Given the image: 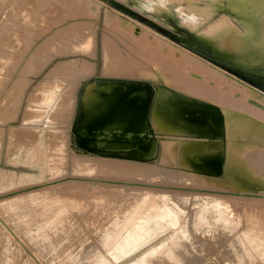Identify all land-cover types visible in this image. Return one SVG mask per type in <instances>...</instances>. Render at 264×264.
I'll return each instance as SVG.
<instances>
[{"label": "rangeland", "instance_id": "1", "mask_svg": "<svg viewBox=\"0 0 264 264\" xmlns=\"http://www.w3.org/2000/svg\"><path fill=\"white\" fill-rule=\"evenodd\" d=\"M31 1L3 0L0 4V223L8 224L22 240L21 243L0 224V264H131L133 261L137 264H264V203L233 200L227 206L221 203L213 209L210 204H195L189 199L181 209L155 192L144 196L129 190H123L125 194L116 190L113 193L107 185L113 181L112 184L118 185L127 179L105 176L97 166L98 159L107 162L111 158L87 155L79 146L83 98L88 86L130 82L117 80L106 72L107 44L112 43L124 57L132 51L130 41L121 36L127 31L121 32L116 23L108 26L109 10L166 37L196 60L220 65L264 92V80L239 71L226 55L200 38V33L223 15L244 31L247 27L243 10H248L249 15L254 11L263 18L264 0H238L234 5L229 0L191 1L196 9L209 8L207 4L214 9V14L203 17L197 26L188 21L185 9L191 3L189 0H173L174 7L182 9V16L176 19L174 14L167 16L162 11L164 20L156 18L149 9V0H97L101 5L96 16L74 9L65 0H33V5ZM57 8L67 9L69 15L63 23L51 25V12ZM181 20L186 24L182 25ZM75 23L95 30L91 54L76 50L74 36L64 32ZM254 23L248 20L251 28L256 26ZM48 45L52 48L46 49ZM143 47L139 45L142 52ZM147 54V58L152 57ZM133 56L144 63L142 56ZM75 61L87 62L90 69L72 66ZM35 65L37 69L33 70ZM157 76L165 82L163 72L161 75L157 72ZM139 80L151 87L156 81L152 77ZM21 84L22 88H18ZM46 84H51V88H42ZM174 96L177 100L182 98L177 92ZM64 99L67 102L61 109ZM26 113L33 117H27ZM13 128L22 132L20 138H12L15 142L9 133ZM30 132L36 134L35 138H29ZM154 135L157 138V133ZM105 164L101 167L108 169L112 165ZM223 174L219 177L225 180ZM241 180V189L256 188L248 180ZM147 181L154 183L151 178ZM43 186L47 187L38 190ZM231 187L227 184L225 188ZM17 193L20 196H15ZM47 194L54 195L56 200L48 199ZM147 199L153 204L165 203L180 217V229L172 235L171 230L158 233L152 244L122 261H115L112 252L125 234L133 213L146 207ZM164 243L163 248L157 249Z\"/></svg>", "mask_w": 264, "mask_h": 264}, {"label": "bare ground", "instance_id": "2", "mask_svg": "<svg viewBox=\"0 0 264 264\" xmlns=\"http://www.w3.org/2000/svg\"><path fill=\"white\" fill-rule=\"evenodd\" d=\"M2 1L0 0V4ZM149 1L151 2L149 9L156 18L163 19L161 13L164 12L167 16L174 14L176 19L182 16V9L175 8L173 0ZM191 1L194 0L188 2ZM237 1L229 0V3L234 5ZM65 2L88 16L89 13L96 16L101 5L97 0H65ZM29 3L33 5V0ZM195 6L191 2L187 10L185 9L188 21L195 26L203 17H211L214 14V9L208 4L206 6L209 8L203 9H196ZM248 12L246 9L243 10L247 27L244 31L239 29L229 17L223 15L210 23L200 33V38L211 43L217 52L226 55L239 67V71L264 80V17L260 18L254 11H251L252 15ZM51 13V25L63 23L67 20L65 17L69 15L65 8H57ZM252 19L256 26L251 28L248 20L253 22ZM106 22L108 26L116 23L121 32L127 31L126 35L121 34V36L130 41V50H132L130 55L124 57L112 43L107 44L105 51L109 57V66L106 72L117 80L128 79L130 82L114 81L88 86L83 98L84 112L79 126V146L87 155H106V158H111L107 162L98 159L100 162L98 161L97 166L105 176L127 179L126 182L120 180L122 183L119 182L118 185L112 184L113 181L107 185L108 188L118 192L126 190L141 192L142 196L155 192L165 197L171 205L181 209L189 199L195 204H210L213 209L218 208L221 203L227 206L233 200L235 202L251 200L262 205L264 203V92L225 71L220 65L207 64L196 60L195 57L194 59L187 54L188 52L179 50L171 40L123 14L109 10ZM180 23L184 25L186 21L181 20ZM78 24L65 27L64 32L74 36L76 45L73 46L76 50L92 53L95 30ZM162 31L167 33L166 29ZM139 45L144 46V52L140 50ZM51 48L48 45L46 49ZM146 53L149 57L152 55L156 61L150 59L152 57L147 58ZM133 55L142 56L144 63L135 60ZM72 66L90 69L91 65L87 62L75 61ZM32 69H37V66ZM157 72L160 75L163 72L165 82L158 79ZM143 77L155 79L153 87L139 80ZM42 88L50 89L51 84H46ZM175 92L181 95L180 100L175 98ZM66 102L65 99L62 101L61 109ZM28 115L26 113L27 117L32 116V114ZM10 118L12 117H9V120ZM24 132L23 135H26ZM9 133L12 139L20 138L22 132L13 128ZM154 133H157V138ZM169 133L172 135L169 136ZM32 134L30 132L29 138L36 135ZM156 158V161L149 163ZM104 163L112 165L105 169L101 167ZM223 172H225V175L223 174L226 176L225 180L219 177ZM237 177H240L239 180ZM150 178L154 183L150 184L147 181ZM240 179L248 180L247 182L256 188L241 189ZM227 184L232 187L226 189ZM46 187H38V190H44ZM129 191L126 193L129 194ZM17 195L20 196L18 193L15 194ZM47 198L56 200L52 194H47ZM147 200L144 205L146 207L133 213L125 234L112 252L115 261H122L146 245L152 244L158 233L171 230L172 235L180 229V217L165 203L158 205V203L153 204L150 199ZM262 221L264 226V219ZM0 224L22 243L21 238L8 224L5 222ZM165 245L164 243L157 249ZM137 263L139 262H131V264Z\"/></svg>", "mask_w": 264, "mask_h": 264}]
</instances>
